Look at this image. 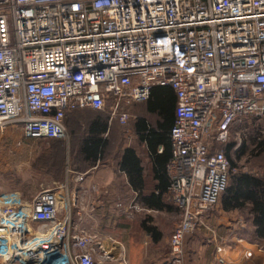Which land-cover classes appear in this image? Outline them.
I'll return each instance as SVG.
<instances>
[{
    "label": "built area",
    "instance_id": "obj_1",
    "mask_svg": "<svg viewBox=\"0 0 264 264\" xmlns=\"http://www.w3.org/2000/svg\"><path fill=\"white\" fill-rule=\"evenodd\" d=\"M156 86L176 95L167 172L181 220L168 264H186V236L237 173L224 148L264 122V0H0L1 134L68 142L67 114L107 111L108 101L110 121L126 125L123 105ZM84 212L68 182L32 198L0 189V264H95ZM108 241L105 260L129 264L125 246Z\"/></svg>",
    "mask_w": 264,
    "mask_h": 264
},
{
    "label": "crops",
    "instance_id": "obj_2",
    "mask_svg": "<svg viewBox=\"0 0 264 264\" xmlns=\"http://www.w3.org/2000/svg\"><path fill=\"white\" fill-rule=\"evenodd\" d=\"M152 90L149 100L128 107L126 125L110 121L107 111L89 108L71 111L65 119V172L46 186L68 182L74 199L83 196L85 212L78 227L98 237L91 247L95 264H112L104 258L109 238L125 246L129 264H168L174 220L181 219L171 201L167 172L177 101L170 88ZM48 141L61 148L65 142ZM17 190L26 198L36 195ZM256 231L247 209L226 208L221 197L205 226L186 236V264H220L215 254L219 244L223 264H264V239Z\"/></svg>",
    "mask_w": 264,
    "mask_h": 264
},
{
    "label": "rangeland",
    "instance_id": "obj_3",
    "mask_svg": "<svg viewBox=\"0 0 264 264\" xmlns=\"http://www.w3.org/2000/svg\"><path fill=\"white\" fill-rule=\"evenodd\" d=\"M130 106L131 104H124L123 109L127 112ZM239 131L242 134L239 137L236 136L237 134L233 135L231 140L240 144L232 153V158L237 164V173L264 177V152L257 157L252 155L259 151L258 144L264 140V134H261L264 131V122L258 127H253L251 124L249 130L240 128ZM67 144L68 142H64V147L61 148L48 140H24L20 131L14 128L0 133V189L20 188L31 196L48 185L50 180L60 179L65 172ZM244 145L246 146L244 154L237 155L236 151ZM180 220H174V229Z\"/></svg>",
    "mask_w": 264,
    "mask_h": 264
},
{
    "label": "trees",
    "instance_id": "obj_4",
    "mask_svg": "<svg viewBox=\"0 0 264 264\" xmlns=\"http://www.w3.org/2000/svg\"><path fill=\"white\" fill-rule=\"evenodd\" d=\"M167 88L172 89L168 86ZM258 146L259 151L252 154L254 157L260 156L262 152H264V140L261 141ZM235 147L236 142L231 141L224 148L233 168H236L237 166L235 160L232 158V153L234 152ZM245 147L246 146L244 145L242 148H240V150L236 151L237 155L244 154ZM222 203L226 208L240 210L247 209L253 218V223L257 229V236L264 239V177L249 173H233L231 176L230 185L222 196ZM149 231L155 232L151 229H149Z\"/></svg>",
    "mask_w": 264,
    "mask_h": 264
}]
</instances>
